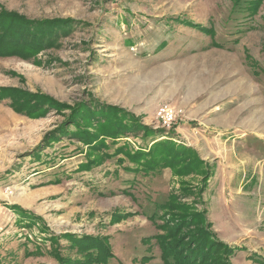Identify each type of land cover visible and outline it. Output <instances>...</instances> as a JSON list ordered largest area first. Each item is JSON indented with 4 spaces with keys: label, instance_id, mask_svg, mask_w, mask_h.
Masks as SVG:
<instances>
[{
    "label": "rangeland",
    "instance_id": "obj_1",
    "mask_svg": "<svg viewBox=\"0 0 264 264\" xmlns=\"http://www.w3.org/2000/svg\"><path fill=\"white\" fill-rule=\"evenodd\" d=\"M230 11L228 0H0V14L70 25L58 23L52 45L0 56L2 264H80L73 241L86 237L107 239L122 264H162L150 238L163 221L148 217L167 195L246 250L231 264L264 259V76L251 66L264 69V6L253 23ZM113 111L150 138L96 135ZM83 120L101 151L168 142L196 161L183 155L185 175L133 173L123 154L78 170L96 154L70 135Z\"/></svg>",
    "mask_w": 264,
    "mask_h": 264
},
{
    "label": "trees",
    "instance_id": "obj_2",
    "mask_svg": "<svg viewBox=\"0 0 264 264\" xmlns=\"http://www.w3.org/2000/svg\"><path fill=\"white\" fill-rule=\"evenodd\" d=\"M228 1L231 4L230 15L247 12L249 16L248 21H251L254 16H257L260 7L264 6V0ZM58 23L69 25V22L63 21L29 22L14 14H0V56H7L19 52L23 53L31 50L38 51L40 48L52 45L53 42L51 43V39L54 36L56 37V31L61 28L58 26ZM251 23H253V20ZM251 23L242 24L235 33L241 35L246 31H250L252 29ZM202 31L212 37L214 36L213 27L202 28ZM213 47L222 48L223 46L213 42ZM251 66L255 67L254 74L256 76H264V69L257 66V64H251ZM2 91L10 92V90ZM29 97L32 96H27L26 98L29 99ZM36 102L39 103L37 100ZM112 110L114 109L110 111ZM106 116L110 121H108V118H104L103 121H97V115L94 116V118H97L95 119L97 122L93 123L92 126H97L96 135L99 133L98 131L101 127L102 130L100 135L103 138L108 137L110 139H116L127 134L138 136V133H142L144 139L150 138V130L141 126L133 127L132 125H124L122 116L115 115V111L111 114L107 112ZM86 123L87 120L81 121L82 126L80 129L79 125L73 122L70 123V125L75 127V131L70 135L77 138L83 144H86L96 153L93 158L90 157V154H87L88 158L85 164H81L78 170H88L94 166L101 165L106 159H111L119 154H123L126 160L133 165V168L126 169L133 173H142V175L156 174L164 168H172L178 175L179 172L181 175H185L189 173L187 171L190 169V166H188L190 159L182 161L184 158L183 155L186 153V156H193L192 159L196 161L192 151L185 148L183 151L184 153L181 154L176 147L168 142H157L147 150L141 148L139 150L130 151L127 150L126 147L118 146L114 149L113 153H109L107 151L109 147L102 143L103 151H101V148H99L101 143L98 144L95 142L96 139H98L97 136H90L89 133H85L86 127L84 128L83 125L85 126ZM82 128H84V130ZM63 133H67V131L64 130ZM117 161L123 163L122 160ZM180 164L182 165L178 167ZM207 175V172H203V178L207 179ZM128 193L129 192H125V194L130 195ZM167 199L168 200L163 203L159 202L156 204V202H154L153 206L155 212L148 217L153 224H155L157 222L156 219L159 218L163 221L159 226L163 232L150 238L155 241L159 251V259L162 264H231V258L234 257L236 253L246 251L244 248L229 247L214 239L213 234L206 229V226H208L207 222H205L207 215L206 210L202 214H192L193 210L191 205L173 202L175 200L171 195H167ZM11 208L14 209V211L19 210L16 207ZM21 212H19V214L23 219L30 220L32 218L29 214ZM159 212H162L163 215L158 216ZM167 215H169L170 220H165L164 216ZM56 239L57 238L52 237L49 241L54 243ZM73 243V249L76 250L77 255L80 257V264H122L114 257L111 245L105 238L86 237L78 241H73ZM25 255H27V253ZM55 257L60 259L56 253ZM149 260H152V258H141L143 262ZM248 260H252L258 264H264V259L257 257L256 254H251ZM59 263L69 264L70 262H63L62 259H60ZM0 264L2 263L0 262ZM70 264L77 263L72 262Z\"/></svg>",
    "mask_w": 264,
    "mask_h": 264
}]
</instances>
